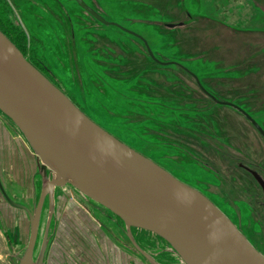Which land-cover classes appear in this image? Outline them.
I'll return each mask as SVG.
<instances>
[{
  "label": "rangeland",
  "instance_id": "374dc122",
  "mask_svg": "<svg viewBox=\"0 0 264 264\" xmlns=\"http://www.w3.org/2000/svg\"><path fill=\"white\" fill-rule=\"evenodd\" d=\"M83 1L109 25L74 0H0V25L93 122L201 192L264 256V198L241 167L264 174V140L244 115L213 102L184 70L264 131V0ZM119 27L142 37L161 64ZM40 165L0 113V183L31 209L43 186ZM53 195L55 231L45 264H150L118 219L116 242L110 238L104 226L114 216L107 210L70 185ZM29 229L25 213L0 191V264H19ZM132 237L157 264H184L157 237L139 230Z\"/></svg>",
  "mask_w": 264,
  "mask_h": 264
},
{
  "label": "water",
  "instance_id": "95a60500",
  "mask_svg": "<svg viewBox=\"0 0 264 264\" xmlns=\"http://www.w3.org/2000/svg\"><path fill=\"white\" fill-rule=\"evenodd\" d=\"M74 1L96 21L109 25L83 0ZM119 28L140 39L150 58L161 64L142 37ZM184 70L207 97L244 115L264 138L262 128L247 113L218 101L195 75ZM0 113L29 144L43 178L34 215L10 199L0 183L7 203L24 210L30 219L29 241L19 264L43 263L46 236L37 261H33L40 212L46 196L52 203L54 189L65 185L120 219L132 245L150 264L157 263L136 244L131 229L161 238L184 264H264V256L213 202L93 122L1 31Z\"/></svg>",
  "mask_w": 264,
  "mask_h": 264
},
{
  "label": "flooded vegetation",
  "instance_id": "af4514ba",
  "mask_svg": "<svg viewBox=\"0 0 264 264\" xmlns=\"http://www.w3.org/2000/svg\"><path fill=\"white\" fill-rule=\"evenodd\" d=\"M253 126V125H252ZM254 127V126H253ZM255 129V128H254ZM256 130V129H255ZM257 131V130H256ZM258 132V131H257ZM258 134L262 137V135L258 132ZM262 139L264 140V138L262 137ZM241 167H242V169H244V171L246 172V173H248L249 175H250V177L254 180V182L257 184V186L259 187V189L261 190V193H262V196H263V198H264V189L262 188V186H261V184H260V182H262V184H263V186H264V174H262V173H260V172H258V171H255V170H253V169H250V168H248V167H246V166H244V165H241ZM254 174H255V176L259 179H257L255 176H254ZM42 176V175H41ZM1 181V180H0ZM42 182H43V178H42ZM2 183V182H1ZM2 185V187H3V189H4V191L6 192V194L8 195V193H7V191L5 190V188H4V186H3V184H1ZM42 188H43V186L42 187H40V194H39V198H40V195H41V191H42ZM55 190V189H54ZM53 193H54V191H53ZM8 197L10 198V196L8 195ZM39 198H38V200H36V202H35V207L33 206V208L31 209L30 208V204H28V203H25V204H23V203H17V202H15L14 200V202L15 203H17V204H19V205H22L23 207H25L32 215H34V213H35V210H36V208H37V204H38V202H39ZM11 199V198H10ZM89 199V198H88ZM92 201V200H91ZM92 202H94V201H92ZM95 203V202H94ZM97 204V203H96ZM97 205H99V204H97ZM99 206H101V205H99ZM102 207V206H101ZM102 208H104V207H102ZM16 209H18V208H16ZM56 209H57V200H56V197L54 196V195H52V203H51V201H50V199H49V197L48 196H46V198H45V200H44V203H43V206H42V209H41V212H40V218H39V223H38V231H37V238H36V243H35V247H34V252H35V250H36V247H37V244H38V242H39V239H41V242H40V245H39V247H40V251H41V247H42V243H43V239H44V237L46 236V246H45V251H44V257H43V263L42 264H45V261H46V258H47V256H48V254H49V250H51V247H50V244H52L51 242H52V236H53V233H54V220H55V218H54V216H55V213H56ZM105 209V208H104ZM20 210H22V209H20ZM105 210H107V209H105ZM108 211V210H107ZM22 212H24L25 213V215H26V217L28 218V222H29V228H30V219H29V216H28V214L24 211V210H22ZM110 214H112L110 211H108ZM113 216H114V218H109L108 219V221H107V227H105L104 226V228L107 230V232H108V235L110 236V238L111 237H114V238H116V222L115 221H117V217L114 215V214H112ZM44 216H46V220L44 221V219H43V217ZM111 220H114V222H112ZM119 221H121L120 219H118ZM121 223L124 225V223L121 221ZM43 224H44V226H43ZM102 225V224H101ZM43 226V227H42ZM65 227V226H64ZM124 227H125V225H124ZM126 228V227H125ZM16 229H17V235L16 236H18V239L20 240V236H21V233H20V229H18V226H16ZM65 229H66V227H65ZM126 230H127V228H126ZM132 230L133 229H131V232H132ZM66 232H67V229H66ZM127 234V233H126ZM29 236H30V229H29ZM114 238H111L112 240L114 239ZM114 242H116L115 241V239L113 240ZM66 246H67V243H66ZM63 248H65V244L62 242L61 243V255L63 256L64 255V253H65V251H64V249ZM34 252H33V261L34 262H36L37 261V259H38V257H39V255H38V257L36 258V259H34ZM63 252V253H62ZM39 254H40V252H39Z\"/></svg>",
  "mask_w": 264,
  "mask_h": 264
},
{
  "label": "trees",
  "instance_id": "16d2710c",
  "mask_svg": "<svg viewBox=\"0 0 264 264\" xmlns=\"http://www.w3.org/2000/svg\"><path fill=\"white\" fill-rule=\"evenodd\" d=\"M0 31L20 50V52L23 54V56L26 58V60L31 63L36 69L37 66L35 64H33L32 62L29 61V59L27 58V53L25 52V49L22 48L19 44H17V42L15 40H13L9 35L8 33L2 29L1 25H0ZM39 70V69H38ZM40 71V70H39ZM41 72V71H40ZM42 73V72H41ZM44 75V74H43ZM45 76V75H44ZM133 230H139V229H133ZM139 231H142V230H139ZM142 232H145V231H142ZM145 233H148V234H151L155 237H157L156 235L152 234V233H149V232H145ZM158 239L162 240L161 238L157 237ZM163 241V240H162ZM165 242V241H164ZM166 243V242H165Z\"/></svg>",
  "mask_w": 264,
  "mask_h": 264
},
{
  "label": "crops",
  "instance_id": "0c3cea01",
  "mask_svg": "<svg viewBox=\"0 0 264 264\" xmlns=\"http://www.w3.org/2000/svg\"><path fill=\"white\" fill-rule=\"evenodd\" d=\"M0 180H1V182H2V178H1V176H0Z\"/></svg>",
  "mask_w": 264,
  "mask_h": 264
},
{
  "label": "bare ground",
  "instance_id": "6f19581e",
  "mask_svg": "<svg viewBox=\"0 0 264 264\" xmlns=\"http://www.w3.org/2000/svg\"><path fill=\"white\" fill-rule=\"evenodd\" d=\"M36 157V156H35ZM37 158V157H36ZM3 188V187H2Z\"/></svg>",
  "mask_w": 264,
  "mask_h": 264
}]
</instances>
